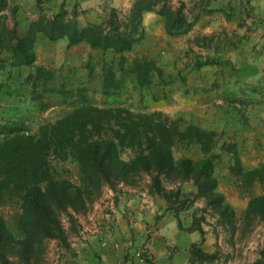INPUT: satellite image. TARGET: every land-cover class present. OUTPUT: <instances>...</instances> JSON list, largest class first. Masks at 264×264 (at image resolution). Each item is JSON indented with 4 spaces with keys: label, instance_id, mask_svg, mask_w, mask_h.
<instances>
[{
    "label": "rangeland",
    "instance_id": "obj_1",
    "mask_svg": "<svg viewBox=\"0 0 264 264\" xmlns=\"http://www.w3.org/2000/svg\"><path fill=\"white\" fill-rule=\"evenodd\" d=\"M133 1L101 0L91 8H83L80 0H0V141L9 135L8 127L25 126L36 133L40 124L54 122L78 108L122 107L175 128L173 152L177 161L211 157L217 187L204 196L193 179L177 177L178 163L162 179L167 190L180 189L178 202L185 201L181 209L176 202L171 203L174 208H169L164 196L149 191L146 172L135 173L115 189L103 186L97 191L91 187L90 193L84 191L77 208L70 209L72 216L60 213L68 246L47 239L31 254L28 263L17 254V248L10 254L16 264H76L82 244L117 234L126 243L125 260H130L132 245L141 242L138 255L153 263L146 244L166 245L176 253L190 241L188 232L200 224L205 230L204 239L209 234L210 250L198 242L200 247L218 255V259L204 264H254L264 246V221H257L244 232L243 218L250 198L264 195V0H167L174 7L185 4L189 17L199 14L192 37L183 41L168 34L164 41L158 31L148 35L143 20L144 39L124 52L103 51L87 41L68 45L66 36L51 40L43 32L36 34L32 45L36 59L29 65H17L7 48L6 40L15 41V22L21 36L40 13L51 16L63 7L69 12L77 10L78 25L84 27L89 22H100L111 7L122 14L128 12ZM207 57L217 63L223 57L222 65L201 73L207 85H193L194 90L185 89V82L176 85L181 63L191 65ZM38 67L52 72L47 85L58 90L42 92L43 99L51 102L45 109L33 99L31 82L37 77ZM219 71L221 80L217 79ZM44 79L42 76L37 81L38 92L44 89ZM183 91L185 97L181 96ZM191 91L195 96L190 95ZM201 93L221 99L226 105L220 120L212 119L207 128L180 109L183 98L194 99ZM191 126L214 131L207 151L195 139L196 133L190 134ZM136 151V146H121L126 159L134 158ZM47 161L52 178L68 179L83 189L89 187L79 162L52 155ZM215 192L221 193L224 204L231 207L225 214V224L219 222L223 205L209 203ZM231 211L234 216H230ZM0 215L15 239L24 238L20 225L22 197L14 190L0 187Z\"/></svg>",
    "mask_w": 264,
    "mask_h": 264
},
{
    "label": "trees",
    "instance_id": "obj_2",
    "mask_svg": "<svg viewBox=\"0 0 264 264\" xmlns=\"http://www.w3.org/2000/svg\"><path fill=\"white\" fill-rule=\"evenodd\" d=\"M148 11H154L165 18L168 35L189 32L199 17L198 13L189 17L185 4L174 7L167 0H134L129 11L124 14L111 7L100 22H89L80 27L77 10L69 12L62 7L51 16L40 13L21 36L15 22V41L12 43L6 40V44L17 65H29L35 61L32 45L38 32H43L51 40L66 36L68 45L87 41L92 47L103 51L111 49L124 52L144 39L143 19ZM216 63L217 60L207 57L197 60L194 66ZM36 72L37 77L32 82L30 75L27 79L34 88L33 99L41 109H45L51 106V102L43 99L42 92L58 90L48 88L47 79L52 76L50 70L38 67ZM42 76H45L41 82L44 89L38 92L40 86L37 81ZM149 80L146 79L144 83ZM189 131L190 134L196 133L198 139H195L207 151L214 131L206 132L194 126ZM175 132V128L171 129L160 120L154 121L147 114L135 113L122 107L78 108L54 122L40 124L36 133L30 132L25 126L8 127L9 135L0 141V187L14 190L22 197L20 225L25 236L15 239L0 215V264H16L10 254L14 248L28 263L31 254L38 251L47 239H55L68 246L67 232L60 213L72 216L70 209L77 208L84 191L90 193L91 187L97 191L103 186L115 189L119 183L135 177V173L146 172L150 178L149 191L164 196L169 208H174L171 203L176 202L180 203L181 209L185 201L178 202L180 189L167 190L162 179L178 163V178L193 179L204 196L208 195V191H214L217 178L213 175V159L205 156L193 161L184 157L177 161L173 152ZM183 134L190 136L189 133ZM122 145L137 147L134 158L126 159L122 156ZM48 155L70 157L79 162L81 172L89 180V187L83 189L68 179L52 178L47 168ZM209 203L223 205L219 222L225 224L228 221L225 214L231 207L224 204L223 195L215 192ZM230 216H234L233 211ZM257 221H264L263 194L250 198L243 218L244 232L250 230ZM231 225L234 227L235 223L231 222ZM194 230L201 233L204 241L203 227L198 224ZM216 259V252H205L199 243H193L190 264H204ZM254 264H264V246L259 250V257Z\"/></svg>",
    "mask_w": 264,
    "mask_h": 264
},
{
    "label": "crops",
    "instance_id": "obj_3",
    "mask_svg": "<svg viewBox=\"0 0 264 264\" xmlns=\"http://www.w3.org/2000/svg\"><path fill=\"white\" fill-rule=\"evenodd\" d=\"M33 2V0H29ZM101 0H80L81 6L83 8H91ZM144 25L146 27V33H155L158 31L159 37L164 38V41H167L166 38V28L164 19L162 16L156 14L153 11H148L144 14ZM192 29L187 33L176 34V39L181 41L186 40L192 37ZM202 48V47H199ZM186 61V60H185ZM216 64H207L201 67H195L194 63L189 65V63H181L179 66L181 76L178 80L175 81L176 85L185 82L186 87H190L194 90L196 84L207 85V80L204 77H200L201 73L210 71L213 67L217 65H222L223 57L218 60ZM218 67V66H217ZM219 70L222 69V66H219ZM222 74L221 71L218 73V80H221ZM191 96H195L193 91L190 93ZM181 96L185 97L184 91L181 93ZM197 98H183L182 103L180 104L181 113L187 112L191 114L196 120H199L201 127L207 128L211 124L213 119L215 122H218L225 112L226 105L222 102L221 99H215L214 96L208 97V94L201 93L196 95ZM180 113V114H181ZM212 120V121H213ZM188 234L193 237H190V241L186 245V249L177 250L176 253L171 252V250L164 246H154V242L146 244V247H149L150 253L153 254V263L147 262L142 257L138 255L137 249L142 245L141 242H136L130 248L131 254L130 260L124 259V251L126 248V243L123 239H119L117 234L113 237L107 236L103 241L92 240L86 242L80 246L81 255L78 258L76 264H190V245L192 243H202V247L209 251L208 243L210 241L209 234H206V238L202 241V235L197 230L188 232ZM84 253V255H83ZM228 264H237L234 261H229Z\"/></svg>",
    "mask_w": 264,
    "mask_h": 264
}]
</instances>
